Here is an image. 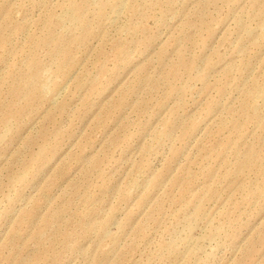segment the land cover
<instances>
[{
  "label": "rangeland",
  "instance_id": "1",
  "mask_svg": "<svg viewBox=\"0 0 264 264\" xmlns=\"http://www.w3.org/2000/svg\"><path fill=\"white\" fill-rule=\"evenodd\" d=\"M0 264H264V0H0Z\"/></svg>",
  "mask_w": 264,
  "mask_h": 264
}]
</instances>
